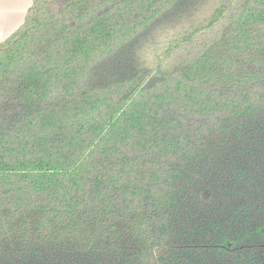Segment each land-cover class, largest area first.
<instances>
[{"label": "trees", "instance_id": "1", "mask_svg": "<svg viewBox=\"0 0 264 264\" xmlns=\"http://www.w3.org/2000/svg\"><path fill=\"white\" fill-rule=\"evenodd\" d=\"M0 264H264V0H32Z\"/></svg>", "mask_w": 264, "mask_h": 264}, {"label": "crops", "instance_id": "2", "mask_svg": "<svg viewBox=\"0 0 264 264\" xmlns=\"http://www.w3.org/2000/svg\"><path fill=\"white\" fill-rule=\"evenodd\" d=\"M32 0H0V40L18 28Z\"/></svg>", "mask_w": 264, "mask_h": 264}]
</instances>
